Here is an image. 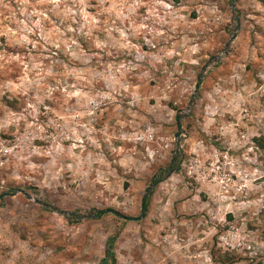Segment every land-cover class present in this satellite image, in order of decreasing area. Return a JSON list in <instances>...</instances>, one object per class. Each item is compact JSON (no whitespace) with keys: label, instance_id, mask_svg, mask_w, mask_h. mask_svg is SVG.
Wrapping results in <instances>:
<instances>
[{"label":"rangeland","instance_id":"rangeland-1","mask_svg":"<svg viewBox=\"0 0 264 264\" xmlns=\"http://www.w3.org/2000/svg\"><path fill=\"white\" fill-rule=\"evenodd\" d=\"M113 235L114 264H264V0H0V264Z\"/></svg>","mask_w":264,"mask_h":264},{"label":"trees","instance_id":"trees-1","mask_svg":"<svg viewBox=\"0 0 264 264\" xmlns=\"http://www.w3.org/2000/svg\"><path fill=\"white\" fill-rule=\"evenodd\" d=\"M155 182V180H154ZM144 206V204H143ZM94 215L99 217L104 213L103 210H94ZM114 241H115V235L110 236L107 238L105 247H104V253L102 258L100 259L98 264H114L115 263V256H114Z\"/></svg>","mask_w":264,"mask_h":264},{"label":"water","instance_id":"water-1","mask_svg":"<svg viewBox=\"0 0 264 264\" xmlns=\"http://www.w3.org/2000/svg\"><path fill=\"white\" fill-rule=\"evenodd\" d=\"M198 87H199V80L196 82V84H195V86H194V93H195V91L198 89ZM193 97V96H192ZM192 99L193 98H191V100H190V102H189V104L191 103V101H192ZM178 121V117H176V122ZM178 124V123H177ZM106 211H108V212H114L115 213V211L113 210V209H106ZM122 218H126V219H128V220H135V219H138L139 217H130V216H124V215H122V214H119Z\"/></svg>","mask_w":264,"mask_h":264}]
</instances>
